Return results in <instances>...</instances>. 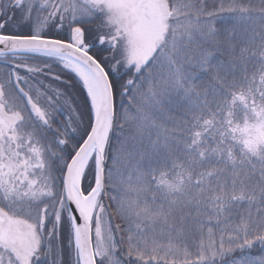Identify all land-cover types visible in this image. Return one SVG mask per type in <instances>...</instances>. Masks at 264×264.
Masks as SVG:
<instances>
[{
  "label": "snow or ice",
  "instance_id": "6c2138e0",
  "mask_svg": "<svg viewBox=\"0 0 264 264\" xmlns=\"http://www.w3.org/2000/svg\"><path fill=\"white\" fill-rule=\"evenodd\" d=\"M0 264H264V0H0Z\"/></svg>",
  "mask_w": 264,
  "mask_h": 264
}]
</instances>
